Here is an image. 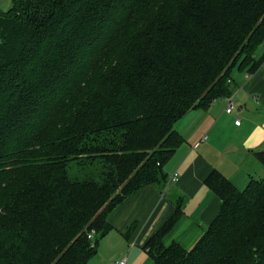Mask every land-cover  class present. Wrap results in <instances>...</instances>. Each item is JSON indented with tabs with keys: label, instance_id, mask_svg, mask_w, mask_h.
Listing matches in <instances>:
<instances>
[{
	"label": "trees",
	"instance_id": "obj_1",
	"mask_svg": "<svg viewBox=\"0 0 264 264\" xmlns=\"http://www.w3.org/2000/svg\"><path fill=\"white\" fill-rule=\"evenodd\" d=\"M264 0H11L0 9V264H85L109 212L164 190L175 122L255 70ZM264 168V146L252 150ZM204 183L216 215L189 248L145 241L155 264H264V174ZM133 225L128 228L130 230ZM93 232V237L88 232Z\"/></svg>",
	"mask_w": 264,
	"mask_h": 264
},
{
	"label": "crops",
	"instance_id": "obj_2",
	"mask_svg": "<svg viewBox=\"0 0 264 264\" xmlns=\"http://www.w3.org/2000/svg\"><path fill=\"white\" fill-rule=\"evenodd\" d=\"M254 57L262 59L255 70L237 65L232 69L235 109L227 112L225 97H218L207 108L190 109L175 122L183 141L163 168L167 179L177 172L176 179L168 180L164 190L144 184L118 203L107 217L110 229L98 238L95 252L85 264H116L124 254L125 264H155L143 245L174 209L172 200L178 195L185 196L183 214L163 241L174 240L189 248L221 202L204 183L213 168L238 188L251 176L264 174L252 152L264 146V40ZM236 118L239 123L234 122Z\"/></svg>",
	"mask_w": 264,
	"mask_h": 264
},
{
	"label": "built area",
	"instance_id": "obj_3",
	"mask_svg": "<svg viewBox=\"0 0 264 264\" xmlns=\"http://www.w3.org/2000/svg\"><path fill=\"white\" fill-rule=\"evenodd\" d=\"M225 99H226L225 110H226L227 112H230V111L233 109V104H234V101H233V95L230 94V95L226 96ZM239 121H240V120H239L238 118H236V119L234 120L235 123H239ZM203 137H205V135H204ZM176 177H177V172H173V173L169 176L168 180H174V179H176ZM88 236H89L90 238H92V237H93V232H92V231L88 232ZM126 259H127V255L124 254V255H122V257H120V258L117 260L116 264H125Z\"/></svg>",
	"mask_w": 264,
	"mask_h": 264
},
{
	"label": "rangeland",
	"instance_id": "obj_4",
	"mask_svg": "<svg viewBox=\"0 0 264 264\" xmlns=\"http://www.w3.org/2000/svg\"><path fill=\"white\" fill-rule=\"evenodd\" d=\"M10 4H11V0H0V9H2V10L6 9L7 7H9ZM233 100H234V98H233ZM235 104H236V102H234V104H233L234 109L236 108Z\"/></svg>",
	"mask_w": 264,
	"mask_h": 264
}]
</instances>
